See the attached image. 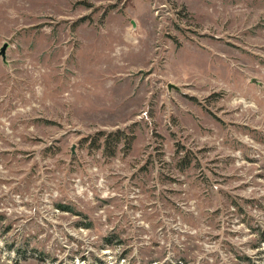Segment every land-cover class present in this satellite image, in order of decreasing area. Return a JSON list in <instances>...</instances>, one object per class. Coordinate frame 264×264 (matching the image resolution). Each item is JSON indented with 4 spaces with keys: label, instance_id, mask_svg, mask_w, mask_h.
Wrapping results in <instances>:
<instances>
[{
    "label": "rangeland",
    "instance_id": "obj_1",
    "mask_svg": "<svg viewBox=\"0 0 264 264\" xmlns=\"http://www.w3.org/2000/svg\"><path fill=\"white\" fill-rule=\"evenodd\" d=\"M4 42L0 264H264V0H0Z\"/></svg>",
    "mask_w": 264,
    "mask_h": 264
},
{
    "label": "trees",
    "instance_id": "obj_2",
    "mask_svg": "<svg viewBox=\"0 0 264 264\" xmlns=\"http://www.w3.org/2000/svg\"><path fill=\"white\" fill-rule=\"evenodd\" d=\"M114 137V139L112 138ZM124 134L121 131L109 133V135L105 138V145L111 147L110 154H114L119 142L124 138Z\"/></svg>",
    "mask_w": 264,
    "mask_h": 264
},
{
    "label": "water",
    "instance_id": "obj_3",
    "mask_svg": "<svg viewBox=\"0 0 264 264\" xmlns=\"http://www.w3.org/2000/svg\"><path fill=\"white\" fill-rule=\"evenodd\" d=\"M8 46H9V42H4V44L0 48V56H2L4 60L6 59V56H7L6 51H7ZM169 87L170 88L176 87V85L173 83H170Z\"/></svg>",
    "mask_w": 264,
    "mask_h": 264
}]
</instances>
